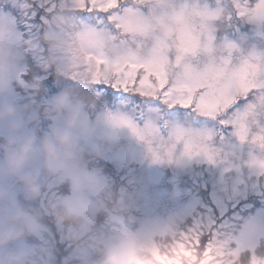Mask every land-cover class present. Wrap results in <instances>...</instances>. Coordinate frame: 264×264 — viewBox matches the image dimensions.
Here are the masks:
<instances>
[{
	"label": "rangeland",
	"instance_id": "1",
	"mask_svg": "<svg viewBox=\"0 0 264 264\" xmlns=\"http://www.w3.org/2000/svg\"><path fill=\"white\" fill-rule=\"evenodd\" d=\"M120 4L109 23L80 11L79 0H0V106L15 109L0 121V144L14 125L37 144L62 126L47 112L63 93L79 112L73 162L49 172L41 156L26 169L38 195L0 171V259L155 264L153 248L184 245L196 264L205 251L211 264H240L245 250L250 264H264V149L254 142L264 134V0ZM137 76L142 96L120 80ZM163 89L176 99L214 96L199 115L230 101L228 113L169 110L150 99ZM86 93L94 101L111 93L114 106L99 98L91 109ZM59 206L78 221H66Z\"/></svg>",
	"mask_w": 264,
	"mask_h": 264
},
{
	"label": "clouds",
	"instance_id": "2",
	"mask_svg": "<svg viewBox=\"0 0 264 264\" xmlns=\"http://www.w3.org/2000/svg\"><path fill=\"white\" fill-rule=\"evenodd\" d=\"M109 54H115L111 49H106ZM63 54L71 55L65 47ZM15 109L11 106H0V121L13 117ZM48 115L62 116V126L53 127L43 136L39 144L31 135L16 136L19 125H14L4 144H0L3 158L0 160V171L18 176L23 181L32 196L39 194V186L33 175L27 174L26 169L34 158L43 157L49 172H56L68 167L74 159L77 146L75 131L79 112L67 93H63L50 102ZM3 241H0V245ZM0 248H3L0 246ZM0 264H18L17 259H0Z\"/></svg>",
	"mask_w": 264,
	"mask_h": 264
},
{
	"label": "snow or ice",
	"instance_id": "3",
	"mask_svg": "<svg viewBox=\"0 0 264 264\" xmlns=\"http://www.w3.org/2000/svg\"><path fill=\"white\" fill-rule=\"evenodd\" d=\"M81 7L79 8L80 11H86V12H94L103 14L108 18V22L111 23L114 16L113 13H118L122 5L120 4V0H79ZM95 59V62L98 65L107 63L106 61L94 58L89 56L88 60ZM246 72L253 71L252 69H246ZM139 79L140 77L137 76L134 81L129 83L126 80L120 79L123 83V89L125 91L131 90L132 92L136 93L139 96H142L140 93L136 92L135 89L139 86ZM252 87L248 89H244V91H252ZM143 91V90H142ZM234 91L238 90H232L226 95L230 96ZM145 97V96H144ZM155 100L157 103L162 105L163 107H166L169 110L172 109H183L186 112H191L193 114L198 115L199 117L209 118V119H223L224 116H221L220 113L223 112L226 116L229 110V104L228 103H222L216 111L211 116L206 115H199L200 109L197 107L198 105L202 107H210L213 104H215V97L214 96H201L197 95L192 97L191 99L183 98V99H176L173 97H170L166 94V89L161 90V94L159 96L150 98ZM240 127H241V138H244L245 133L247 132V128L244 126L243 118H241L240 121ZM259 143L260 147L264 149V134H261L255 138V141ZM185 154H188L190 149L185 148L184 149ZM262 168H264V164L261 165ZM187 235V234H185ZM190 243H194L195 247H200V241L199 239H196L194 242L190 241ZM179 251L176 249L168 250L165 246V250H161L158 247H155L151 250V256L153 261H155V264H185V260L181 259L182 257L185 258L187 261H190L191 264H196L197 257L193 252L185 250L184 245H178ZM205 259L203 261H200V264H211L212 257L210 255V251H205L204 253ZM129 264H151V262H145L136 258H130ZM254 264H256L254 260Z\"/></svg>",
	"mask_w": 264,
	"mask_h": 264
},
{
	"label": "trees",
	"instance_id": "4",
	"mask_svg": "<svg viewBox=\"0 0 264 264\" xmlns=\"http://www.w3.org/2000/svg\"><path fill=\"white\" fill-rule=\"evenodd\" d=\"M88 90L90 91L91 89L88 88ZM89 91H88V93H89ZM90 92H91V91H90ZM88 93H86L87 96H88V98H91V96H90ZM101 96H102V97H98V98H96L95 101L91 98V99L89 100V103H91V102H100L99 98H102V99H108L107 101H110V102H111L112 97H113V96L111 95V93H110L109 95H108V94H103V95H101ZM122 97H123V96H122ZM123 98H125V97H123ZM110 99H111V100H110ZM128 100H131V101H128ZM128 100H127V102H132V101H133L132 99H128ZM110 102H109V103H110ZM57 210H58V213H59L60 215H63V217H64V219H65L66 221H69L70 223H71V221H72L73 223H75V222L78 221V217H76L73 213L68 212V210L65 209L63 206H59V207L57 208ZM261 248H262V247L257 248V249L255 250V252L257 253ZM250 257H251V252H250V251H248V250L243 251V252L240 254V256H239V262H240V264H250Z\"/></svg>",
	"mask_w": 264,
	"mask_h": 264
}]
</instances>
